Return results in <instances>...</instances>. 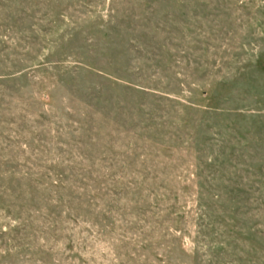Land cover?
<instances>
[{"label":"rangeland","instance_id":"rangeland-1","mask_svg":"<svg viewBox=\"0 0 264 264\" xmlns=\"http://www.w3.org/2000/svg\"><path fill=\"white\" fill-rule=\"evenodd\" d=\"M0 264H264V0H0Z\"/></svg>","mask_w":264,"mask_h":264}]
</instances>
